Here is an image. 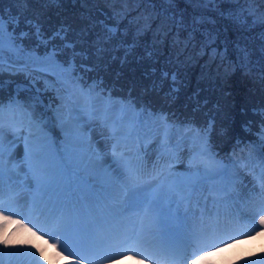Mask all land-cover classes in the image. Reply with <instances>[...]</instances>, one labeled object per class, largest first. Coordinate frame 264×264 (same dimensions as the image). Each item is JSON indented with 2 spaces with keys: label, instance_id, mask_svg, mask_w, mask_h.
I'll return each mask as SVG.
<instances>
[{
  "label": "rangeland",
  "instance_id": "rangeland-1",
  "mask_svg": "<svg viewBox=\"0 0 264 264\" xmlns=\"http://www.w3.org/2000/svg\"><path fill=\"white\" fill-rule=\"evenodd\" d=\"M117 9H124L127 12L126 16L118 18V34L109 43L103 44L101 39V44L97 45L98 37L102 38L104 35L102 23L109 26L117 23V20L113 19V11ZM244 9H256L259 15V12H264V0H254L251 3H247L246 0H216L213 4L197 2V0H127L126 3L122 0H113V2L26 0L23 3H16L15 0H0V12L4 13L5 19H8L9 14L20 15L21 22L15 29L16 33L19 34L22 31L30 33L22 43L26 49H34L36 55L45 53L46 49L38 45L36 38L31 35L32 29L25 23L26 20H38L45 35H51L61 25L69 29L68 40L76 41V51L80 53L75 58L76 75L82 77L81 83L87 87L85 80L93 72L92 74L97 75L98 78L95 80L100 85L93 92L92 115L84 111H77L74 115L80 118L79 122L84 124V130L92 132L93 142L102 149L105 166L114 163L107 149L113 142L111 139L113 127H110L113 124L121 131H125L134 124L137 114L147 115L145 132L149 141L147 149L149 158L153 153L162 150L165 133L168 137L174 136L175 129L170 123L171 120L167 118L165 123L163 119L166 113L170 112L168 110L153 111L143 106L144 104L141 105L142 101L151 103L153 99V102L160 99L163 103L159 105L168 106L169 109L175 106L174 103L183 105L187 114L192 117L191 121H186L187 123L183 125V133L188 127L196 128L202 124L205 130L209 129L211 124L207 134L209 145L226 140L224 134L227 133L228 126L236 123L232 121L235 118L257 113L259 109L261 113L264 112L262 108L264 106V52L261 51L264 41L260 39L261 34L264 33V25L252 24L251 17H248L247 25L243 24L242 20L238 21L236 14ZM181 20L182 24L179 23ZM197 20L199 22H196ZM121 42L124 47H118ZM53 44L60 48L62 42L56 40ZM98 46H102L105 50L97 52ZM128 46H131V50L125 58V48ZM51 47L50 44L49 48ZM245 47L248 50L247 66L240 61V48ZM213 49L220 55L214 56ZM72 55L70 50L62 49L57 58L67 62ZM21 56L23 57L24 53H21ZM4 57L5 70L0 71V93L7 95L8 100L5 101V105L9 101L11 91L15 95L19 91V99L27 102L35 95V90H24L29 87L28 80L25 78L24 71H17L23 67V61L9 53L7 48ZM9 65L13 70H7ZM87 65L90 70H84V66ZM164 71L169 73L166 80L161 79V73ZM172 74L176 75L175 84L171 80ZM45 75L37 73L40 80H43ZM48 79L53 78L48 77ZM109 82L119 83V85L113 88L117 94L111 95L110 105L106 106L104 105L106 92L101 90ZM38 86L43 87V84L40 83ZM126 87L131 88V97L125 105L124 116L117 119V110L123 98L122 91L126 90ZM173 88L178 91L173 92ZM55 95L52 91L42 93L40 98L44 106L55 103L57 105L59 101ZM80 102L83 103L82 100ZM40 110L41 107L37 105L36 114L43 113L47 120L51 119L50 113L46 114ZM248 118L251 117H244V119ZM7 123L8 117L5 115V147L14 146V158L22 159L25 148L23 138H15L7 130ZM240 125L245 127L246 123H240ZM52 126V131L48 127L46 129L49 134L57 140L62 139V130L55 119ZM260 128L258 127V131ZM122 139L127 138L122 137ZM198 146L199 142L193 145L191 137H188L186 142L179 146L177 166L170 172L165 170L163 175H158V169L154 170L149 166L143 172L146 175V177L143 176L145 177L143 182L129 187L127 198L130 201L141 198L143 195L141 189L145 184L156 187L161 183L181 180L190 175L193 170L190 165H199L202 173L205 168H208L215 173L212 174L210 171V175L217 176L216 173L224 168V165L216 163L215 152L218 149L211 152L208 161L198 157L193 161L191 157ZM248 148L245 152H241V158H246L247 162L243 166L242 174H245V179H242L243 183L239 184L240 190L237 197L241 200L243 207L251 212L255 209L257 201L264 200V190L256 185L254 180L259 166L264 168V141L261 140L258 145L251 144ZM240 169L230 168L229 173L239 174ZM152 172H155L153 176ZM230 174L226 172L222 176L226 179L231 177ZM221 177L211 181L215 184L221 180ZM233 186L232 183L229 187ZM30 188L17 189V204L20 212L26 217L27 223L30 219L22 211L24 201L22 198L25 191ZM229 195L234 197L233 193ZM222 199L221 197L216 200L215 209L209 212H207L208 199L203 200L201 195L198 203L194 199L192 206H197L199 210L203 208L206 213L203 210L201 212L196 209L188 210L186 226L193 220L190 226L193 231V229H199L194 220L197 217L200 220L216 217L218 207L224 203ZM123 219H133V229H142L141 225L136 223L135 213H124ZM251 231L252 229H240L236 226L235 232L240 235V240L222 247L220 251L210 252V255L206 256V264H264V236L251 235ZM47 232L53 233V230L47 229ZM38 234L41 235V233ZM49 239V243H53L52 235H49ZM51 252L49 248L46 256ZM70 252L66 251L67 254ZM18 255L30 257L31 261L28 264H37V262L45 264L35 249L30 246L21 245ZM123 255L126 254L120 250L114 252L116 264H139V261L133 259L131 255ZM7 257L6 248L0 246V260H5ZM62 260L63 258H59L56 263L59 264ZM24 262L20 261L16 264H24ZM10 263L13 264L11 261Z\"/></svg>",
  "mask_w": 264,
  "mask_h": 264
},
{
  "label": "snow or ice",
  "instance_id": "snow-or-ice-1",
  "mask_svg": "<svg viewBox=\"0 0 264 264\" xmlns=\"http://www.w3.org/2000/svg\"><path fill=\"white\" fill-rule=\"evenodd\" d=\"M15 2L23 3L26 0H15ZM106 2H113V0H106ZM122 2L126 3L127 0H122ZM197 2L213 4L216 0H197ZM246 2L251 3L254 0H246ZM126 15L127 12L124 9L113 11V19H116L117 23L112 26L102 23L104 35L102 38L98 37L97 45L101 44V39L103 44L109 43L118 34V18ZM236 15L237 20H242L245 25L248 24V17L252 18V24L264 25V12H259L258 15L256 9L240 10ZM19 23V14H9L6 20L4 13L0 12V71L5 70L4 52L7 47L9 53L23 61V67L17 71H24L25 78L28 80L29 87L24 90L34 89L35 95L26 102L19 99L18 91L9 99L7 105L0 101V246L3 248H15L17 245L30 246L35 249L45 264H56L59 258H63L65 264H85L83 257L73 259L77 253L70 252L69 256H64L59 250L64 248L68 251V233L76 232L80 238V245L87 250H92L99 243L94 230L103 226L101 221L106 222L113 214L126 212L138 215L142 224L145 221L148 222V231L153 234L154 240L162 251L175 254L180 249L189 246L191 234L186 229L188 206L194 199L197 203L199 202L203 181L210 178L212 170L205 168L202 173L199 165H190L193 169L190 175L179 181L161 183L156 187L145 184L141 189L142 197L130 201L126 196V191L130 186L139 183L141 175L148 166L147 162L140 156L139 149L136 151L119 150L121 138L130 136L131 130L123 133L117 127L112 128L111 155L114 163H109L107 166H105L103 153L92 146L90 136L86 138L85 126L79 122L80 118L74 113L84 111L92 115L93 92L100 85L94 82L85 87L81 83L82 77L76 75L75 58L80 53L76 51V41L68 40L69 29L61 25L51 35H45L38 20H26L25 23L32 29L31 35L36 38L38 45L46 49L45 54L39 56L35 54L34 49H25L22 41L29 37L30 33L22 31L17 34L15 29ZM179 23L182 24L183 21ZM260 39L264 41V33L261 34ZM56 40L62 42L60 48L53 44ZM50 44L51 48H49ZM118 47H124L123 42ZM62 49L73 53L66 63L57 59ZM104 50L102 46L96 49L97 52ZM130 50L131 46L125 48V58ZM261 51L264 52V46ZM240 52V61L247 66V48H240ZM21 53H24L23 57ZM213 55H220V53L213 49ZM7 70H13L12 66L9 65ZM37 73L46 75L43 80H40ZM48 77L53 79H48ZM168 77L167 71L161 73L162 80ZM171 80L175 84V74L171 75ZM40 83L43 87L38 86ZM49 91L54 92L55 98L59 101L54 108L51 104L47 106L53 111L54 119L63 133L59 144L46 130L47 119L44 114H36L37 105L44 107L43 100L40 98L41 94ZM172 91L175 92L178 89L173 88ZM81 100L83 103L80 102ZM5 115L8 117L7 130L15 138H23L25 148L22 159L14 158V146L5 147ZM261 115L264 116V112ZM163 119L166 123L167 117ZM210 128L211 124L209 129L205 130L186 128L175 146H169L168 135L165 133L162 145L164 151L152 164L153 169H158V175H163L165 170L170 172L172 156L188 137H191L193 145L199 142L198 148L191 157L193 161L197 157L209 156L211 150L207 134ZM259 136L264 141V122H262ZM212 174H215L214 171ZM5 185H7L8 192L7 206L4 201ZM33 186L35 189L33 204L43 202L44 195H47L48 201L44 202L45 206L51 204L57 212V215L53 217L56 221V229L53 233H45L54 237L55 242L53 243H49L48 239L39 235L21 219L14 218V216L21 215L13 206L18 195L17 189H27ZM182 205L184 206L183 213L181 212ZM5 212L11 214L5 215ZM97 212L104 215H97ZM85 215L88 217V223H84L82 219ZM256 223L260 225V231L255 235L264 236V215H260ZM49 248L52 252L46 256ZM220 250L217 249V251ZM128 251L136 253L132 258H140L139 264H146V261L155 258L152 253L141 250L136 244H133ZM207 255L210 253L194 255V258L188 260V264H206ZM0 264H3L2 260ZM108 264H116V261L109 259Z\"/></svg>",
  "mask_w": 264,
  "mask_h": 264
},
{
  "label": "trees",
  "instance_id": "trees-1",
  "mask_svg": "<svg viewBox=\"0 0 264 264\" xmlns=\"http://www.w3.org/2000/svg\"><path fill=\"white\" fill-rule=\"evenodd\" d=\"M6 48H5V50H6ZM44 54H45L44 52H41L39 55L43 56ZM70 57H72V56H70ZM57 59L60 60L61 62L66 63L61 58H57ZM84 70H90L89 65L84 66ZM92 73L93 72H91L89 78H87V80H85L86 83H87L88 79H94L95 80L98 78L96 74H92ZM170 73H172V72H170ZM115 85H119V83H116ZM114 94H117V92H114ZM145 96L147 97L148 95H145ZM153 100L151 103H147L149 105V108L152 109L153 111H160V112L168 110L170 113L167 112L168 114L166 113V115L168 116L169 119H171V121L174 119L173 117L175 115L181 116L180 118L183 121H191L192 117H190V115L187 114L183 105H181L179 103H174L173 105H175V106H173L172 109H169L168 106L159 105V104L163 103L160 99H158L156 102H153ZM143 102L144 101H142L141 103H143ZM245 116L251 117V118H248L250 120L248 121V119H244ZM259 116H261V109H259L257 113L245 114V115L237 117V119L235 118L234 120H232V121H235L236 123H233L230 126H228L227 133L224 134V137L226 136V139H227L225 144L226 143H232L235 138L240 139L242 137L243 133H249L250 131L253 132L254 130H258V127H261L262 122H264V117L260 118ZM246 122L249 123V130H247L245 127L240 125V123H246ZM255 133H258V132H255ZM245 136H250L252 139L259 140L258 138H256L252 134H248V135L246 134ZM222 146L226 147L227 145L223 144Z\"/></svg>",
  "mask_w": 264,
  "mask_h": 264
},
{
  "label": "bare ground",
  "instance_id": "bare-ground-1",
  "mask_svg": "<svg viewBox=\"0 0 264 264\" xmlns=\"http://www.w3.org/2000/svg\"><path fill=\"white\" fill-rule=\"evenodd\" d=\"M65 263V261L63 260L62 262H59V264Z\"/></svg>",
  "mask_w": 264,
  "mask_h": 264
}]
</instances>
